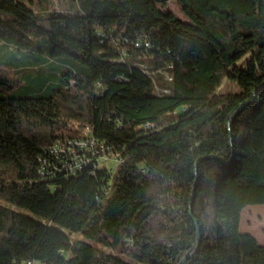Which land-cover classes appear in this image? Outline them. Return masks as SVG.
<instances>
[{
  "label": "trees",
  "instance_id": "1",
  "mask_svg": "<svg viewBox=\"0 0 264 264\" xmlns=\"http://www.w3.org/2000/svg\"><path fill=\"white\" fill-rule=\"evenodd\" d=\"M68 1L0 0V264H264V0ZM87 129L113 171L43 178Z\"/></svg>",
  "mask_w": 264,
  "mask_h": 264
},
{
  "label": "built area",
  "instance_id": "2",
  "mask_svg": "<svg viewBox=\"0 0 264 264\" xmlns=\"http://www.w3.org/2000/svg\"><path fill=\"white\" fill-rule=\"evenodd\" d=\"M142 45L148 48L150 43L148 41L134 42L135 47ZM167 78L172 79L171 76H167ZM154 91L158 96L168 92L167 90L161 91L157 87ZM145 127L150 129L152 126L147 124ZM51 151L56 155V158L51 163H45L44 166H41L39 172L43 178H53L56 173L67 177L83 171L95 174L96 170L108 160L114 159L116 164L120 161L119 157L112 151V147L96 138L90 129H87L83 138L69 139L65 143L56 142L51 147ZM105 167L110 171L114 169L109 164ZM28 264L34 263L28 262Z\"/></svg>",
  "mask_w": 264,
  "mask_h": 264
},
{
  "label": "rangeland",
  "instance_id": "3",
  "mask_svg": "<svg viewBox=\"0 0 264 264\" xmlns=\"http://www.w3.org/2000/svg\"><path fill=\"white\" fill-rule=\"evenodd\" d=\"M25 4L29 5L33 10L38 11L40 9H48L49 11L59 12L66 11L70 7V2L68 0H20ZM159 9L163 12H170L174 14L178 19L188 22L189 20L182 13L181 8L178 6L177 2L170 1L166 6L159 5ZM43 59H49L47 53H41ZM5 57H8V60H5ZM5 57H0V66L4 68H24L25 66H31L32 63H22L18 61L20 54L12 55L6 54ZM51 60V59H49ZM245 59L239 62V66H244ZM30 70V69H29ZM31 71V70H30ZM22 78V86H25V74L21 75ZM22 89V88H20ZM222 92H230V91H239L238 87L235 83L230 80H226L225 83L220 88ZM110 167H115L116 163H114V159H110L107 163L101 165V167L108 165ZM26 214H30L25 212ZM241 232L250 233L254 235L260 244L264 245V205H254L248 206L242 212V221H241Z\"/></svg>",
  "mask_w": 264,
  "mask_h": 264
},
{
  "label": "water",
  "instance_id": "4",
  "mask_svg": "<svg viewBox=\"0 0 264 264\" xmlns=\"http://www.w3.org/2000/svg\"><path fill=\"white\" fill-rule=\"evenodd\" d=\"M196 241H197V248L199 247L200 243H201V237H200V234L199 232L197 233V238H196ZM190 252H188L186 254V256L183 258V260L179 263V264H184L189 258H190Z\"/></svg>",
  "mask_w": 264,
  "mask_h": 264
},
{
  "label": "crops",
  "instance_id": "5",
  "mask_svg": "<svg viewBox=\"0 0 264 264\" xmlns=\"http://www.w3.org/2000/svg\"><path fill=\"white\" fill-rule=\"evenodd\" d=\"M241 221H242V218H241ZM241 226H242V225L240 224V229H241ZM249 234H250V233H249ZM253 236H254V235H253ZM257 240H258V239H257Z\"/></svg>",
  "mask_w": 264,
  "mask_h": 264
}]
</instances>
